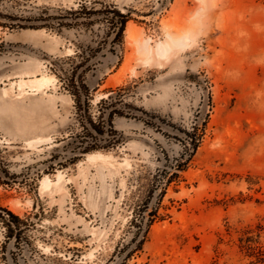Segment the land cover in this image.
<instances>
[{
  "label": "rangeland",
  "instance_id": "1",
  "mask_svg": "<svg viewBox=\"0 0 264 264\" xmlns=\"http://www.w3.org/2000/svg\"><path fill=\"white\" fill-rule=\"evenodd\" d=\"M168 33L190 39L159 56ZM77 66L97 149L75 150L92 139ZM43 74L42 89L19 85ZM196 126L142 249L143 234L120 253L140 186ZM247 243L264 246V0H0V264H255Z\"/></svg>",
  "mask_w": 264,
  "mask_h": 264
},
{
  "label": "trees",
  "instance_id": "2",
  "mask_svg": "<svg viewBox=\"0 0 264 264\" xmlns=\"http://www.w3.org/2000/svg\"><path fill=\"white\" fill-rule=\"evenodd\" d=\"M82 11H85L87 8L83 5L80 7ZM79 11V10H77ZM116 14L119 16L117 20H113L112 23L119 27L117 31L116 38L122 33L125 29L126 23L128 22V15L124 13ZM27 26V25H26ZM35 26V25H31ZM73 71L70 74V90L76 101L78 102V108L81 111L80 117L82 120V126L84 132L90 136L92 139L88 141H81L80 145L75 148L78 150H92L100 148L102 145L99 143L98 134L101 133V129H99V125L93 120L90 114L89 107V91H84L86 88L84 84V80L82 79V74H78V66L72 69ZM85 96L86 107L82 102V96ZM114 115L113 112L110 113V118ZM101 117V116H100ZM90 123V126L87 123ZM94 128L98 134L92 131ZM112 128V125H111ZM198 127H194L192 132H187L186 135L189 138V141L184 146V152L181 156L182 159H178L175 163H173L170 167L158 168L149 178V181L146 184L141 185L140 187L144 188L145 191L139 195V199L137 203H134L133 206V216L130 221V225L134 228V236L130 243L123 245L120 250L124 251L128 246L134 243L138 237L143 234L142 239L137 243L133 250L142 249L143 244L146 239V235L152 226V224L160 218L159 209L161 206V202L167 193V189L173 182H176L181 177V171H184L187 168L189 158L187 160L183 159V157L188 154V156H192L193 152L197 150L200 142V134L198 133ZM113 133V129H111ZM115 141V138L110 139V143ZM141 190V188H140ZM156 198L155 204H153V199ZM9 216L12 219L18 220V216L12 213L11 211H7ZM3 218V217H2ZM3 222L10 225L7 219H3ZM253 241V239H251ZM244 248L248 249L251 254L256 257L255 264H264V246L257 245L254 246L250 243L243 245ZM132 250V251H133ZM132 251L129 252L128 257L131 255Z\"/></svg>",
  "mask_w": 264,
  "mask_h": 264
},
{
  "label": "bare ground",
  "instance_id": "3",
  "mask_svg": "<svg viewBox=\"0 0 264 264\" xmlns=\"http://www.w3.org/2000/svg\"><path fill=\"white\" fill-rule=\"evenodd\" d=\"M129 37L132 39V41L134 42V44L136 45L138 51L141 54L147 55V60L150 61L152 56V47L150 45V40L148 38L144 39L142 38L138 32H136L135 29H131L129 31ZM168 37H169V42H160L157 47H156V52L159 56H165V54H167L172 46H185L187 44V42L189 41L190 37L188 35V33H184L178 37H174L173 35H171L170 33H168ZM54 81V77L49 76V75H41V76H35L31 79L28 80H21L19 85L20 86H29L31 88H37V89H42L44 86L51 84V82ZM42 139V138H41ZM45 139V138H44ZM50 139V138H48ZM52 140V139H51ZM44 142V140H42ZM49 141V140H48ZM32 143V142H31ZM34 143V142H33ZM41 143V142H40ZM35 144V143H34ZM35 146V145H34ZM105 157V154H103L102 152H94V153H89L88 154V158L89 159H101ZM63 174L61 171L58 173L57 175V179L61 180L63 178ZM44 180L43 183L45 186H49L52 184L53 180L51 179L50 176H47L42 179Z\"/></svg>",
  "mask_w": 264,
  "mask_h": 264
}]
</instances>
